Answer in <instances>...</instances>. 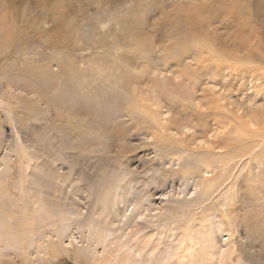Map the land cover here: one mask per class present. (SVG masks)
<instances>
[{"label":"rangeland","instance_id":"obj_1","mask_svg":"<svg viewBox=\"0 0 264 264\" xmlns=\"http://www.w3.org/2000/svg\"><path fill=\"white\" fill-rule=\"evenodd\" d=\"M263 83L264 0H0V264H264Z\"/></svg>","mask_w":264,"mask_h":264},{"label":"bare ground","instance_id":"obj_2","mask_svg":"<svg viewBox=\"0 0 264 264\" xmlns=\"http://www.w3.org/2000/svg\"><path fill=\"white\" fill-rule=\"evenodd\" d=\"M234 3V2H233ZM229 6V5H228ZM229 10H230V12L232 13H237V14H241V13H245V12H247V13H249V10H248V8H247V6L246 5H242V4H240V5H238V4H230V6H229ZM232 15H234V14H232ZM242 16V15H241ZM235 50V49H234ZM231 51H233V50H231ZM250 53V52H249ZM245 54V53H244ZM245 56V55H244ZM245 57H247V56H245ZM229 58V57H228ZM249 58H250V56H249ZM238 59H240V58H238ZM242 59V58H241ZM246 61V60H245ZM241 62V61H240ZM230 66V65H229ZM255 68V67H254ZM256 69V68H255ZM257 70V69H256ZM253 73V72H252ZM253 75H254V73H253ZM257 75V74H256ZM264 84V83H263ZM261 85V84H260ZM224 87V86H223ZM224 89H225V87H224ZM223 89V90H224ZM262 89V88H261ZM263 91H264V87H263ZM223 93H225V92H223ZM220 95H222V97H220V98H223V99H225L226 100V98H229V97H226V95H223V94H219V96ZM219 98V99H220ZM218 99V100H219ZM222 100V99H221ZM220 100V101H221ZM224 100V101H225ZM223 102V101H222ZM217 103H219V102H217ZM221 104H223V103H221L220 102V106H221ZM240 102L237 100V99H235V100H233V101H230L229 102V104H228V106H226L227 105V103H226V105H223L222 107H224V106H226V107H224L225 108V110H226V112L227 113H229L230 114V118L233 120H235V123L237 122L239 125H244V126H247V124L249 123L250 125H251V122L250 121H255V122H257L259 119H262L263 117H264V107H257V108H255V109H253L251 106H249V107H247V108H245V107H242V108H240ZM236 106V109H237V111H239V109H241V112H242V114H239L238 112H236V110L234 111V112H236L235 114H232L231 113V109L230 108H228L229 106ZM250 111V112H249ZM240 112V111H239ZM246 112H249L250 114H245ZM243 115H249L248 116V123H247V121H244V120H242V117H243ZM244 118V117H243ZM248 124V125H249ZM248 130V129H247ZM249 130H251V129H249ZM254 130L255 129H253V131H249V132H254ZM262 132V131H261ZM253 135V134H252ZM86 181V180H85ZM85 188V187H84ZM92 231H94L95 233H93L92 232V234H93V236L95 235V237H94V239H95V241L96 242H98V243H103V241H104V238H105V230H104V228H98V229H94V230H92ZM59 237H54L53 239L51 238V241H49L48 242V244H46L45 246H44V253L43 254H47L48 255V258H56V257H58V256H60V255H62L63 253H65V252H68V247H65L64 245H63V243L61 242V239H58ZM67 245H69V244H67ZM83 247H86V246H83ZM122 247V245H120V244H118V243H115L114 245H113V248L115 249V250H119L120 248ZM142 247H144V246H142ZM72 248V247H71ZM79 249H82V247L81 248H79V247H76V249H73L72 251H73V259H75L77 262H78V264H79V261L81 260V259H83L82 258V255L81 254H79L77 251H80ZM40 253V252H39ZM40 260H44L43 259V257H40L39 258ZM111 259H109V257L106 259V258H101L100 260H99V262L97 263V264H105L107 261H110ZM131 263V258H130V256L127 254V255H123V256H121L120 258H118L116 261H115V264H128V263ZM133 262V261H132ZM191 262V261H190Z\"/></svg>","mask_w":264,"mask_h":264}]
</instances>
